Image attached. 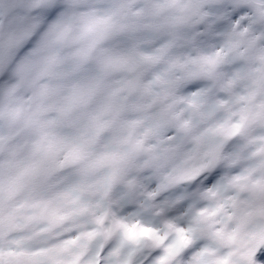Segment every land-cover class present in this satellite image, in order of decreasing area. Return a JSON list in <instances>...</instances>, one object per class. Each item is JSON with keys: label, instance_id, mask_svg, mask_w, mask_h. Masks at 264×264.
<instances>
[{"label": "clouds", "instance_id": "obj_1", "mask_svg": "<svg viewBox=\"0 0 264 264\" xmlns=\"http://www.w3.org/2000/svg\"><path fill=\"white\" fill-rule=\"evenodd\" d=\"M0 264H264V0H0Z\"/></svg>", "mask_w": 264, "mask_h": 264}]
</instances>
